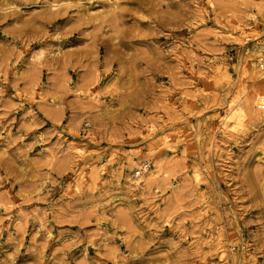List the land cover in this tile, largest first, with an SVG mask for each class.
<instances>
[{
	"label": "rangeland",
	"instance_id": "obj_1",
	"mask_svg": "<svg viewBox=\"0 0 264 264\" xmlns=\"http://www.w3.org/2000/svg\"><path fill=\"white\" fill-rule=\"evenodd\" d=\"M89 1L0 0V264H264V0Z\"/></svg>",
	"mask_w": 264,
	"mask_h": 264
},
{
	"label": "bare ground",
	"instance_id": "obj_2",
	"mask_svg": "<svg viewBox=\"0 0 264 264\" xmlns=\"http://www.w3.org/2000/svg\"><path fill=\"white\" fill-rule=\"evenodd\" d=\"M89 1V0H88ZM90 1H92V0H90ZM89 1V2H90ZM103 1V0H102ZM106 1V0H105ZM108 2L110 1V0H107ZM115 1V0H114ZM67 2V1H66ZM65 2V3H66ZM71 2V1H70ZM116 2H117V0H116ZM116 2H114V5H115V3ZM62 3V2H61ZM64 3V2H63ZM251 3H254V2H251ZM256 3V2H255ZM50 4V3H49ZM83 4V3H82ZM88 4V3H87ZM92 4V3H91ZM90 4V5H91ZM53 5V4H52ZM55 5H57V4H55ZM66 5V4H65ZM64 5V6H65ZM68 5H70V4H68ZM47 6H49V5H47ZM62 6V5H61ZM57 6H54V8H56ZM60 7V6H59ZM246 8V7H245ZM248 8L249 7H247V10H248ZM261 8V7H260ZM51 9V8H50ZM61 9V8H60ZM259 9V8H258ZM257 9V10H258ZM254 10H256V9H254ZM263 10H264V8H263ZM245 12V11H244ZM249 12V11H248ZM259 13V12H258ZM247 14V13H246ZM263 14V13H262ZM200 15V14H199ZM251 16V15H250ZM245 17V16H244ZM254 17V16H253ZM240 19H242V17L240 18ZM239 19V20H240ZM245 19H246V17H245ZM245 19H243L244 21H245ZM248 19V18H247ZM238 20V21H239ZM240 22V21H239ZM243 22V21H242ZM242 24V23H241ZM237 25V24H236ZM244 25V24H243ZM242 26V25H241ZM238 27H239V25H238ZM234 28V27H233ZM232 28V29H233ZM236 28H237V26H236ZM240 29V28H239ZM243 30H241V32H242ZM237 32V31H236ZM244 32V31H243ZM243 34V33H242ZM247 36V35H246ZM239 40V39H238ZM241 84V83H240ZM243 88V87H242ZM242 88H240V89H242ZM243 91H244V89H243ZM238 91H236V93H237ZM248 92V91H247ZM243 93H245V91L243 92ZM239 94V93H238ZM247 94V93H246ZM250 94V93H249ZM237 96V95H236ZM238 97V96H237ZM236 97V98H237ZM243 97H244V95H243ZM252 96H250L249 97V99H247V102H244L243 101V103H239V101H238V103L239 104H235L236 106H234V107H232V108H230L231 110L226 114V116L223 118V122H222V126H223V130L225 131L224 133H243L244 131H245V128H246V125H248V124H246V122H247V117H248V119L250 118L249 116H247L248 114L247 113H249V114H251L249 111H252V110H254V109H256V111L258 112V117H263L264 116V96L263 95H261V94H253V97L251 98ZM235 98V97H234ZM239 98V97H238ZM242 98V97H241ZM248 98V97H247ZM243 100V99H242ZM245 100V99H244ZM234 101V100H233ZM234 103H235V101H234ZM231 104V103H230ZM257 107V108H256ZM91 109V108H90ZM254 114H255V111H254ZM251 116V115H250ZM252 118V117H251ZM254 118H255V116H254ZM264 119V118H263ZM250 120V119H249ZM248 120V121H249ZM262 120V119H261ZM257 121V120H256ZM261 122V121H260ZM263 122V121H262ZM152 128V130L154 131L155 130V127L153 126V127H151ZM249 128V127H248ZM247 129V128H246ZM248 131V130H247ZM246 134V133H245ZM232 135V134H231ZM238 135V134H237ZM229 136V135H228ZM233 136H235V135H233ZM241 136H242V134H241ZM244 136V135H243ZM231 137V136H230ZM236 137V136H235ZM238 137V136H237ZM240 137V136H239ZM43 139V138H42ZM44 140V139H43ZM164 142V141H163ZM167 142V141H166ZM167 143H169V142H167ZM163 144V143H162ZM170 146V144H167V146ZM164 146H165V148H166V145L164 144ZM171 146H172V144H171ZM141 170H145L143 173H145V172H147V170H148V165L147 164H144V165H142V167H141ZM155 171V170H154ZM162 172V171H161ZM139 174V173H138ZM164 174L166 175V176H168V172H166V171H164ZM167 178V177H166ZM142 176L139 174V175H137L136 176V180L134 181V183L137 185V186H141L140 185V183H139V181H142ZM159 179V178H158ZM153 180V179H152ZM150 184V183H149ZM150 189V188H149Z\"/></svg>",
	"mask_w": 264,
	"mask_h": 264
},
{
	"label": "built area",
	"instance_id": "obj_3",
	"mask_svg": "<svg viewBox=\"0 0 264 264\" xmlns=\"http://www.w3.org/2000/svg\"><path fill=\"white\" fill-rule=\"evenodd\" d=\"M262 60H263V59H262ZM144 171H145V170H139L138 173H139L140 175H142ZM138 173H137V175H139Z\"/></svg>",
	"mask_w": 264,
	"mask_h": 264
}]
</instances>
